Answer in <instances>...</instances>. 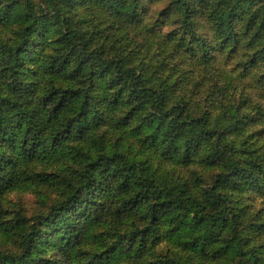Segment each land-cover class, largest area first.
Listing matches in <instances>:
<instances>
[{
	"label": "trees",
	"instance_id": "16d2710c",
	"mask_svg": "<svg viewBox=\"0 0 264 264\" xmlns=\"http://www.w3.org/2000/svg\"><path fill=\"white\" fill-rule=\"evenodd\" d=\"M84 1L0 0V20H12L20 28L18 42L0 41V198L19 186L22 171L26 181L56 183L50 174H27L24 169L31 164L58 163L75 152L82 154L72 144L86 142L90 128L98 129L103 120L100 97L93 91L96 81L109 90L118 88L117 94L125 92L129 103L139 108L136 132L148 148L182 163L206 145L207 160L219 171L211 184L196 192L187 183L158 181L145 160L124 152L89 156L75 180L58 176L65 180L66 193L47 213L33 219L18 215L9 225L1 221L0 209V227L12 228L19 242V252L0 251V264H55L49 255L87 261L79 264H119L132 252L140 257L149 243L162 239L163 230L170 241L197 255L229 256L232 264H261L258 251L240 228L232 192L264 183V167L254 158L242 159L224 130L212 127L209 112L193 115L185 98L170 97L171 85H155L141 63H128L126 48L108 55L104 42H96L91 31L76 26L68 8ZM93 2L99 12H105L108 2L123 7L122 0ZM175 2L183 26L197 33L190 3ZM218 16L217 26L228 30L224 41H236L231 13ZM260 29L264 30V20ZM52 33L62 50L45 71L77 83L54 87L40 98L20 69L33 59L30 42L41 38L46 43ZM114 97L119 103L123 95ZM125 219L131 222L125 231L118 223L109 225L110 238L100 232L109 220ZM109 239L113 242L104 246ZM98 240L102 245L97 252L84 249L87 242Z\"/></svg>",
	"mask_w": 264,
	"mask_h": 264
},
{
	"label": "rangeland",
	"instance_id": "374dc122",
	"mask_svg": "<svg viewBox=\"0 0 264 264\" xmlns=\"http://www.w3.org/2000/svg\"><path fill=\"white\" fill-rule=\"evenodd\" d=\"M175 1L132 0L131 7L128 0H122L123 7L108 2L104 3L105 12H99L93 0H86L73 4L68 13L76 26L91 31L96 42L105 43L108 55L126 48L128 63H141L155 85L164 88L171 85L170 97L185 98L193 115L209 112L212 127L224 130L242 159L254 158L264 167V30L260 29L264 0H187L194 11L191 10L197 32L194 34L183 26V14ZM223 12L231 13L236 41L225 42L228 30H221L216 24L215 20ZM19 32L20 28L12 20H0V41L16 43L20 40ZM58 40L52 33L46 43L41 38L33 45L31 41L29 49L33 59L28 58L20 69L40 98L48 96L54 87L77 83L45 71L62 50ZM105 87V83H94L93 91L100 97L101 125L98 129L90 128L86 142L72 144L82 154L75 152L71 159L58 163L35 162L26 167L27 174H50L56 183L26 181L22 171L18 175L19 186L0 198L1 221L14 225L18 215L33 219L47 213L66 193L65 180L61 182L58 176L75 180L81 163L102 151L124 152L129 157L145 160L158 181L166 184L187 183L196 192L211 184L219 170L209 164L206 145L182 163L173 162L160 150L148 148L136 132L139 108L129 103L125 92L117 94L118 88ZM114 93L118 98L123 95L119 103L114 100ZM232 193L240 228L264 264V183ZM118 223L125 231L131 222L109 220L100 232L110 238L109 225ZM162 233V239L149 243L140 257L132 252L119 264H232L234 261L229 256L217 259L197 255L166 238L164 230ZM13 235L12 228L5 231L0 227V251L19 252V242ZM112 242L109 239L104 246ZM100 245L101 240L90 241L84 249L97 252ZM47 259L56 261L55 264L87 262L83 258L67 261L51 255Z\"/></svg>",
	"mask_w": 264,
	"mask_h": 264
},
{
	"label": "clouds",
	"instance_id": "9594fccd",
	"mask_svg": "<svg viewBox=\"0 0 264 264\" xmlns=\"http://www.w3.org/2000/svg\"><path fill=\"white\" fill-rule=\"evenodd\" d=\"M128 3H129V7H131V5H132V0H128Z\"/></svg>",
	"mask_w": 264,
	"mask_h": 264
}]
</instances>
